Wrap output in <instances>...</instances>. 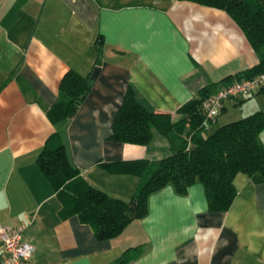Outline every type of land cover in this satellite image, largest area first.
<instances>
[{"label":"crops","instance_id":"1","mask_svg":"<svg viewBox=\"0 0 264 264\" xmlns=\"http://www.w3.org/2000/svg\"><path fill=\"white\" fill-rule=\"evenodd\" d=\"M258 63L225 10L194 1L0 0V224L25 225L29 264H264V181L237 173L222 212L208 208L199 182L183 194L166 185L149 195L144 216L99 239L91 224L64 214L37 163L45 146L61 143L89 185L128 201L149 169L133 163L154 162L172 145L157 130L144 145L109 139L126 91L177 118L201 88L214 92ZM68 71L89 75L91 85L61 116ZM257 110L264 111V87L226 98L203 133ZM259 136L264 144V130Z\"/></svg>","mask_w":264,"mask_h":264},{"label":"trees","instance_id":"2","mask_svg":"<svg viewBox=\"0 0 264 264\" xmlns=\"http://www.w3.org/2000/svg\"><path fill=\"white\" fill-rule=\"evenodd\" d=\"M189 1L225 10L259 56V63L245 75L264 71V0ZM90 85L89 75L81 76L74 71L65 73L60 90L67 99L58 103L61 116L75 111ZM210 89L201 88L178 109L180 116L177 118L167 112L149 110L138 101L131 88L126 91L113 118L109 139L144 145L150 141L153 130H157L172 145V152L167 156L154 162L139 159L133 163L137 170L146 166L149 169L142 174L136 192L128 201L89 185L69 163L61 143L45 146L37 163L54 189L59 190L64 214H77L92 225L99 239H107L118 235L131 220L144 216L149 195L166 185H172L183 194L190 185L199 182L204 188L208 208L222 212L235 197L233 179L237 173H245L255 182L264 181V144L259 136L264 130V111L257 110L204 134L205 117L200 105ZM133 249L136 248L127 249L119 262L130 259Z\"/></svg>","mask_w":264,"mask_h":264},{"label":"built area","instance_id":"3","mask_svg":"<svg viewBox=\"0 0 264 264\" xmlns=\"http://www.w3.org/2000/svg\"><path fill=\"white\" fill-rule=\"evenodd\" d=\"M261 87H264V71L222 84L217 90L210 92L201 102L200 107L205 122L216 117L226 98L246 95ZM24 228L25 225L23 224L9 227L0 224V240L4 250L0 264H29L34 246L24 238Z\"/></svg>","mask_w":264,"mask_h":264}]
</instances>
